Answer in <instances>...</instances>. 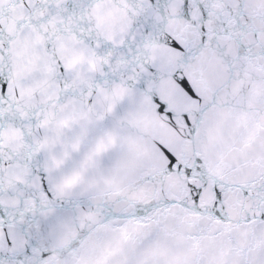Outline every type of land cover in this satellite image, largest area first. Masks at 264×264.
<instances>
[{
	"label": "snow or ice",
	"instance_id": "snow-or-ice-1",
	"mask_svg": "<svg viewBox=\"0 0 264 264\" xmlns=\"http://www.w3.org/2000/svg\"><path fill=\"white\" fill-rule=\"evenodd\" d=\"M0 264H264V0H0Z\"/></svg>",
	"mask_w": 264,
	"mask_h": 264
}]
</instances>
